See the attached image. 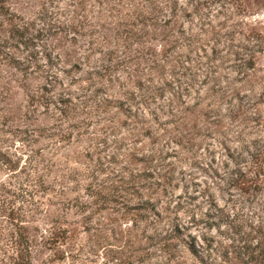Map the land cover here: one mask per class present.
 <instances>
[{
  "label": "rangeland",
  "instance_id": "obj_1",
  "mask_svg": "<svg viewBox=\"0 0 264 264\" xmlns=\"http://www.w3.org/2000/svg\"><path fill=\"white\" fill-rule=\"evenodd\" d=\"M0 264H264V0H0Z\"/></svg>",
  "mask_w": 264,
  "mask_h": 264
}]
</instances>
